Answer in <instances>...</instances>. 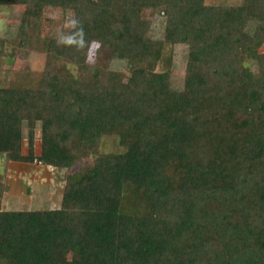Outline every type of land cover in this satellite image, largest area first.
I'll return each mask as SVG.
<instances>
[{"label": "trees", "instance_id": "trees-1", "mask_svg": "<svg viewBox=\"0 0 264 264\" xmlns=\"http://www.w3.org/2000/svg\"><path fill=\"white\" fill-rule=\"evenodd\" d=\"M11 7L0 156L65 172L50 209L3 210L0 181V264H264V0H0ZM47 8L102 42L95 64L56 46L64 19ZM145 14L164 17L161 39ZM17 51L42 69L15 67Z\"/></svg>", "mask_w": 264, "mask_h": 264}, {"label": "rangeland", "instance_id": "rangeland-1", "mask_svg": "<svg viewBox=\"0 0 264 264\" xmlns=\"http://www.w3.org/2000/svg\"><path fill=\"white\" fill-rule=\"evenodd\" d=\"M209 5L216 4H235L239 3L240 0H205ZM16 8H2L0 9V38H7L14 36L16 32V25L18 24L20 17V10ZM70 14L62 15L60 10L47 8L44 11V18L55 20L57 23L62 18L65 20ZM145 16L150 20L151 24L149 27L148 35L153 39H161L164 30V17L161 15ZM252 28V27H251ZM10 46L5 44L4 54L9 52ZM187 46L186 45H175L171 47L172 65L170 79L173 88L181 89L183 83L184 67L186 64L187 57ZM259 53H264V45L258 49ZM14 61V62H13ZM13 65L15 67L28 68L31 71H40L43 66L42 58L40 54L30 53L24 55L20 51L16 52L13 59ZM9 58L6 55L0 56V81H7L11 74L8 66L10 65ZM249 68L252 69V65L249 63ZM112 67L117 70L126 69L124 62H115ZM38 134V133H37ZM111 136L103 137V150L108 152L113 151L115 142ZM108 138V139H107ZM36 152H38L39 138H36ZM102 147V146H101ZM23 153L26 152V140H23L22 145ZM21 164V163H20ZM23 164V163H22ZM32 170L28 168H21L22 174L26 175V178H22L21 181L11 182L10 185L7 177H18L16 168L13 162L10 163L4 156H0V181H3L7 190L1 197V208L3 210H33V209H50L56 207L61 198L62 188L64 183V170H57L49 174L40 171L38 172L33 164ZM52 177V180H51ZM20 179V177H18Z\"/></svg>", "mask_w": 264, "mask_h": 264}, {"label": "clouds", "instance_id": "clouds-1", "mask_svg": "<svg viewBox=\"0 0 264 264\" xmlns=\"http://www.w3.org/2000/svg\"><path fill=\"white\" fill-rule=\"evenodd\" d=\"M57 47L74 49L85 55L86 64H95L103 44L99 40H87L83 22L74 14L65 18L55 36Z\"/></svg>", "mask_w": 264, "mask_h": 264}, {"label": "crops", "instance_id": "crops-1", "mask_svg": "<svg viewBox=\"0 0 264 264\" xmlns=\"http://www.w3.org/2000/svg\"><path fill=\"white\" fill-rule=\"evenodd\" d=\"M23 151V150H22ZM11 163V162H10ZM14 165L16 166V168H19L17 171L19 172V174H17V176L18 177H20V179L18 178V177H7V179L6 180H8V182H9V185H10V181L12 182H16V184H17V182L18 181H21V179L22 178H26V175H24V174H22L23 172H21L20 170H21V168L20 167H23V168H28V170H32V166H33V164L32 165H27V164H25V163H14ZM35 165V164H34ZM38 172L40 171V173H41V175H42V172H44V173H46V174H49V176H50V173L51 172H53V171H55V170H53L52 171V169L50 168V167H42V166H40V165H35V167H34ZM51 180H52V177H51Z\"/></svg>", "mask_w": 264, "mask_h": 264}]
</instances>
